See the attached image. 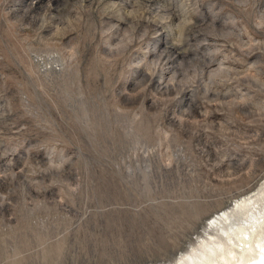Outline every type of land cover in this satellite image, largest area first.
Here are the masks:
<instances>
[{
	"label": "rangeland",
	"instance_id": "374dc122",
	"mask_svg": "<svg viewBox=\"0 0 264 264\" xmlns=\"http://www.w3.org/2000/svg\"><path fill=\"white\" fill-rule=\"evenodd\" d=\"M0 104V264L213 258L264 188V0H0Z\"/></svg>",
	"mask_w": 264,
	"mask_h": 264
},
{
	"label": "bare ground",
	"instance_id": "6f19581e",
	"mask_svg": "<svg viewBox=\"0 0 264 264\" xmlns=\"http://www.w3.org/2000/svg\"><path fill=\"white\" fill-rule=\"evenodd\" d=\"M0 111L4 112L1 104ZM212 225H218L225 236L210 242L204 240L202 245L208 253L214 254L213 258L205 251L196 255L186 252L171 264H196V260L201 264H264V188L258 194L231 201L226 209L207 220L204 229Z\"/></svg>",
	"mask_w": 264,
	"mask_h": 264
}]
</instances>
